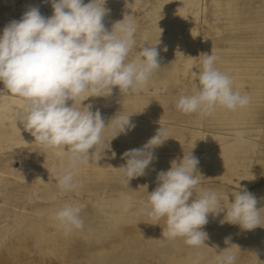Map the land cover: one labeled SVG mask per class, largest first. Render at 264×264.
I'll return each instance as SVG.
<instances>
[{
  "label": "rangeland",
  "instance_id": "374dc122",
  "mask_svg": "<svg viewBox=\"0 0 264 264\" xmlns=\"http://www.w3.org/2000/svg\"><path fill=\"white\" fill-rule=\"evenodd\" d=\"M30 6L38 7L45 17L53 13L48 0H0V34ZM104 7L110 10L103 21L109 31L126 14L133 20L136 46L129 59L135 58L139 46L159 40L161 67L140 92L120 93L114 87L110 96L82 102V106L92 105V111L98 109L106 126L120 111L131 115L135 128L114 139L112 129L106 128L105 143L97 148L108 147L107 142L109 148L98 161L93 157L90 163L77 166V187L72 191H62L56 182L68 167L69 153L35 141L16 122L18 110L11 102L0 109V135L4 134L0 137V264L14 260L13 264H168L160 251L171 253L177 248L162 237L166 221L153 220L140 208L147 200L146 191L157 186V173L167 171L171 161H179L193 147L203 176L200 186L216 191L225 206L226 192L231 202V192L245 187L257 197V208L263 207L264 226V0H106ZM211 52L218 57L216 67L232 79L233 90L247 94L250 102L235 111L217 106L211 116L184 114L176 102L180 95L194 92V72L202 70L203 54ZM4 98L24 103L0 83V100ZM81 99L76 100L77 107ZM160 127L169 138L153 149L157 159L146 174L132 179L128 187L119 169L126 164L123 154L142 148ZM237 131L244 133L245 143L235 135ZM121 194L132 197L127 211ZM66 203L81 207L83 228L66 232L53 218ZM222 225L204 226L214 238L205 243L208 247L198 248L194 257L202 254L201 264H216L217 253L229 246L224 241L230 237L237 260L261 264L264 256L259 260L255 235L238 225ZM126 235H135L137 243L128 242ZM100 255L106 260L98 263L95 256Z\"/></svg>",
  "mask_w": 264,
  "mask_h": 264
},
{
  "label": "clouds",
  "instance_id": "9594fccd",
  "mask_svg": "<svg viewBox=\"0 0 264 264\" xmlns=\"http://www.w3.org/2000/svg\"><path fill=\"white\" fill-rule=\"evenodd\" d=\"M48 2L53 10L50 17L30 6L19 20H12L3 28L0 83L9 94L24 101L15 113L16 122L40 144L63 147L69 153L68 167L56 177V182L62 191H72L77 187V166L90 163L93 157L98 161L103 150L109 148V142L108 147L97 148L105 143L104 130L111 128L114 139L135 128L131 115L119 114L120 111L106 126L101 112L92 111L90 104L82 106V102L89 97L110 96L114 87L120 93L142 91L161 67L156 47L159 40L152 46H139L135 58L130 60L129 54L136 46L130 15L116 21L109 31L103 22L110 11L104 7L106 0ZM203 55L202 70L194 72V92L180 95L176 108L184 114L211 116L217 106L232 111L247 106L250 97L233 90L230 76L216 67L218 57L212 52ZM78 98H82L81 107L75 104ZM235 135L241 143L246 142L243 132L237 131ZM168 138L160 127L142 148L126 151V164L119 167L122 183L129 187L132 179L144 176L157 159L153 149ZM192 149L179 161H171L167 171L157 173V186L146 191L147 200L140 208L153 220L166 221L162 237L182 238L186 245L195 248L207 246L208 233L203 228L209 223V215L215 218L221 213V224L238 225L245 231L262 227V208H257V197L245 187L231 192V202L226 192L225 206L216 191L200 186L203 176ZM142 187L147 189V185ZM131 201L130 195L121 194L125 211L132 207ZM80 212V206L66 203L53 213V218L66 232H71L83 228ZM224 243L229 246L217 253L216 264H236L237 254L231 250L230 237ZM202 259L203 255L197 254L192 264H201Z\"/></svg>",
  "mask_w": 264,
  "mask_h": 264
},
{
  "label": "bare ground",
  "instance_id": "6f19581e",
  "mask_svg": "<svg viewBox=\"0 0 264 264\" xmlns=\"http://www.w3.org/2000/svg\"><path fill=\"white\" fill-rule=\"evenodd\" d=\"M182 4V2L180 3V5ZM183 73V72H182ZM261 85V84H260ZM9 102H11L13 105H14V108L16 109V110H19L23 105H24V103L23 102H21V101H18V100H16V99H11L10 101H7V100H5V98L3 99V100H0V109H6V108H8V104H9ZM240 113H236V117L239 115ZM4 136V134H1L0 135V137H3ZM224 198V197H223ZM263 208V207H262ZM223 216H224V213H221L220 214V216H218V217H215V218H213L211 215H209V222L211 223V224H215V225H217V226H223L221 223H220V221L223 219ZM149 217V216H148ZM166 225V224H165ZM164 225V226H165ZM262 227H257V228H255L254 230H251V231H248V232H251V234H253V235H255V240L258 242V247H259V249H258V254H259V256H260V259L259 260H262V258H263V254H264V226L263 225H261ZM163 228V227H162ZM162 230V229H161ZM156 235H160V234H157V232L155 233ZM162 234V233H161ZM222 234V237L223 236H225V234H224V232L223 233H221ZM126 236H128V237H130V239H129V241L128 242H130L131 240L133 241H135L134 243H137V241H136V237H135V235H126ZM125 236V237H126ZM21 237H23V236H21ZM215 237H217V236H215ZM221 237V236H220ZM132 238V239H131ZM211 238L213 239L214 238V236L213 237H210L209 235H208V239L205 241V243H207V241H210L211 240ZM23 239V238H22ZM163 239L165 240V242L166 243H172L173 245H175V247L177 248V251H174L173 250V252H169L168 250H161L160 251V253H161V256L163 257V259L165 260V262L166 263H168V264H192V262H193V260L195 259V257H194V253H195V251L198 249V248H195V247H192V246H187L185 243H184V240L182 239V238H178L177 240H175V241H171V240H169V239H166V238H164L163 237ZM21 240V239H20ZM22 241V240H21ZM23 242V241H22ZM171 244V245H172ZM7 246H9V245H7ZM187 247V248H184V247ZM13 247V246H12ZM8 248V247H7ZM17 248H19V246L17 247ZM176 248H174V249H176ZM178 248L181 250H183V251H186V254H183V251L182 252H179V250H178ZM131 249V248H130ZM9 250V249H8ZM12 250H13V248H12ZM17 250V249H16ZM19 250V249H18ZM17 250V251H18ZM127 250V249H126ZM112 251V250H111ZM127 251H129V249L127 250ZM133 251V250H132ZM20 252H23V251H20ZM6 253V252H5ZM18 253V252H17ZM16 253V255H18ZM101 253V252H100ZM99 253V254H100ZM104 253V252H103ZM261 253H263V254H261ZM24 254V253H23ZM22 254V255H23ZM11 255H13V254H11ZM10 255V256H11ZM209 255H211V254H209ZM19 256V255H18ZM21 256V255H20ZM19 256V257H20ZM101 256V255H100ZM98 257V256H95L96 257V259H98L99 261H98V263H100V262H102V261H104V260H106V259H104V257L103 256H101V257ZM3 257V256H2ZM11 257H13V256H11ZM17 258V257H16ZM13 259H14V257H13ZM13 259H11V262H12V260ZM10 260V259H9ZM17 260H18V258H17ZM20 260V259H19ZM18 260V261H19ZM15 261V260H14ZM14 261H13V263H14ZM21 261V260H20ZM19 261V262H20ZM210 261V260H209ZM208 261V262H209ZM0 262H1V259H0ZM207 262V261H206ZM12 263V264H13ZM15 263H16V261H15ZM18 263V262H17ZM261 264H263L264 263V260H262L261 262H260ZM11 264V263H10ZM22 264V263H21ZM120 264V263H119ZM204 264H205V262H204ZM237 264H249V262H246V261H242L241 259H239L238 258V260H237ZM258 264V263H257Z\"/></svg>",
  "mask_w": 264,
  "mask_h": 264
}]
</instances>
